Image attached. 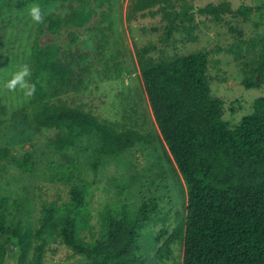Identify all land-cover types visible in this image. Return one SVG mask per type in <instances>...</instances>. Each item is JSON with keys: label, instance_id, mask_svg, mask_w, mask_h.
<instances>
[{"label": "trees", "instance_id": "1", "mask_svg": "<svg viewBox=\"0 0 264 264\" xmlns=\"http://www.w3.org/2000/svg\"><path fill=\"white\" fill-rule=\"evenodd\" d=\"M54 1L0 0V21L10 11L28 9L31 4L44 7ZM59 1L65 11L48 14L47 27L66 43H40L43 28H39L28 77L35 92L26 98L22 91L20 102L25 103L13 109L10 98L16 92L9 90L8 94L2 83L3 59L9 52L5 49L8 35L1 32L0 164L11 159L20 170L33 172L34 152L14 155L11 143L29 141L47 129L53 132L49 145L69 160V149L81 150L97 172L110 159H121L147 138L137 129H117L89 108L88 98L83 100L94 55L77 27L85 26L95 9L91 0ZM252 10L248 4L238 9L230 4H208L198 12L222 22L227 12L250 15ZM138 14L162 15L166 25L159 40L164 44L175 41V32L181 33L182 41L198 40L196 13L188 3L133 0L128 19ZM231 29L238 33L239 45L259 46L254 60L245 63L252 74L244 78V86H263L264 35L248 42L243 29ZM157 49L150 41L138 47L136 54L167 146L166 158L175 161L186 183L185 218L172 230L164 227L146 235L144 231L158 213L159 197L139 189L136 205L129 199L118 206L108 204L95 222L94 184L79 173L80 169H70L62 177L66 196L53 200L37 196L41 201L37 217L33 216L29 195L10 196L0 189V264L12 250L20 264H46L50 244L57 242L79 256L70 264H167L175 242L184 244L183 264H264V96L255 98L252 112L233 122L226 117L227 101L212 92L208 49L154 56L152 51ZM84 141L89 144L82 145ZM16 245L20 252L12 249Z\"/></svg>", "mask_w": 264, "mask_h": 264}, {"label": "rangeland", "instance_id": "2", "mask_svg": "<svg viewBox=\"0 0 264 264\" xmlns=\"http://www.w3.org/2000/svg\"><path fill=\"white\" fill-rule=\"evenodd\" d=\"M132 1L91 0L90 6L95 9L93 15L85 26L77 27L85 46L91 48L94 55L93 72L87 81L83 100L88 98L91 106L89 108L101 119L116 124L119 130L137 129L147 140L129 149L121 159H110L97 172L90 166L89 156L81 150L69 149L68 154L72 157L69 160L49 145L53 132L47 129L35 133L29 141L17 140L19 142L11 143L14 155L34 152L35 169L31 173L25 172L11 159L4 160L0 164V189H5L10 196L29 195L33 199L34 217L38 216L41 206L37 196L48 200L66 196L67 186L63 175L70 169L76 172L80 169L79 173L94 184L92 210L95 222L99 212L108 204L118 206L129 199L127 201L130 204L136 205L139 200L136 193L139 189L150 190V195L159 197L158 213L144 231L146 235L150 231L159 232L164 227L172 230L176 222L185 218L188 204L186 183L175 161L169 162L166 158L167 146L145 90L136 54L138 47L154 41L158 47L152 51L154 56L176 52L186 54L199 48L208 49L211 57L212 92L227 101L226 117L233 122L252 112L255 98L264 96V85L259 88H246L243 84L244 78L252 74L251 68L245 63L254 60L259 46L254 43L248 44L250 46L239 45V35L231 29L234 26L243 29L248 42L264 35V0H179L196 9L193 11L196 13L195 34L198 35V40L182 41L181 33L175 32V41L167 44L159 40L166 25L161 14H138L135 19H128ZM208 4H230L234 9L248 4L253 10L250 15L227 12L223 14L224 20L218 22L211 15L198 12L199 8ZM33 6L38 4H31L28 9L17 12L10 11L4 21H0V35L1 32L8 35L5 49L9 53L5 54L1 69L2 83L5 86L22 65L29 66L32 45L38 38L40 27L43 28L38 39L40 43H66V39L50 32L47 27L48 14L65 11L60 1L55 0L47 6H39L43 15V22L40 23L35 22L30 15ZM9 40L12 41L8 42ZM25 79L28 80V77ZM15 92L16 95L10 98V104H13L10 109L25 103L20 102L22 90L19 86ZM7 93L9 94L8 88ZM7 98L9 99L8 96ZM86 144H89L88 141L82 143ZM172 247L173 254L165 260L166 263L183 264L184 244L175 242ZM18 248L20 247L16 245L12 249ZM12 251L9 255L13 254ZM78 258L72 249L57 242L50 244L45 261L46 264H70Z\"/></svg>", "mask_w": 264, "mask_h": 264}, {"label": "clouds", "instance_id": "3", "mask_svg": "<svg viewBox=\"0 0 264 264\" xmlns=\"http://www.w3.org/2000/svg\"><path fill=\"white\" fill-rule=\"evenodd\" d=\"M30 15L35 22H43V15L39 6H33L30 9ZM26 77H31V69L27 64L22 65L20 69L13 74L12 78L7 82L6 87L9 90L15 91L17 86H19V88L25 92V95L30 97L35 92V85L30 84L29 81L25 79Z\"/></svg>", "mask_w": 264, "mask_h": 264}, {"label": "water", "instance_id": "4", "mask_svg": "<svg viewBox=\"0 0 264 264\" xmlns=\"http://www.w3.org/2000/svg\"><path fill=\"white\" fill-rule=\"evenodd\" d=\"M196 10V9H193ZM21 251V248H19V252ZM14 261V264H18V255L17 253L12 254V255H7L5 258L4 264H11Z\"/></svg>", "mask_w": 264, "mask_h": 264}]
</instances>
